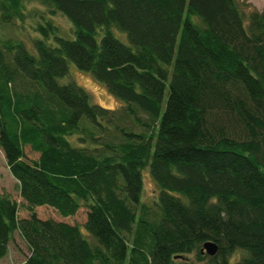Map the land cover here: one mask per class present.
I'll return each instance as SVG.
<instances>
[{"label": "trees", "instance_id": "1", "mask_svg": "<svg viewBox=\"0 0 264 264\" xmlns=\"http://www.w3.org/2000/svg\"><path fill=\"white\" fill-rule=\"evenodd\" d=\"M32 1L0 0V27L16 29L0 35V147L21 198L0 193V259L19 233V264H264V8ZM59 14L73 38L49 19ZM27 23L43 35L34 52L16 37ZM71 63L122 106L60 84ZM42 206L63 217L85 207L86 232Z\"/></svg>", "mask_w": 264, "mask_h": 264}, {"label": "rangeland", "instance_id": "2", "mask_svg": "<svg viewBox=\"0 0 264 264\" xmlns=\"http://www.w3.org/2000/svg\"><path fill=\"white\" fill-rule=\"evenodd\" d=\"M250 1L258 6H260L264 2V0ZM31 4L34 6H38V2H36V0H33ZM49 19L52 20V22L58 27H60L62 36L67 38L74 37V26L67 17L59 14L57 16L50 17ZM12 28L13 27L11 26H7L6 28L0 27V35L14 34L16 29ZM20 31L21 34L18 33V35H16L17 40L24 42L27 48L31 52H34L33 41L36 39H43V35L35 29L33 23H27L24 28H20ZM117 34L116 36L122 42L129 44L128 37L124 33ZM48 42L52 45H55L54 37H51ZM69 82H75L80 87L89 92L92 103L110 107L114 110L120 108V106H122L121 104H123V101L108 92L105 84L99 82L92 74L81 71L72 63L69 65V74L64 78L59 79L60 84H68ZM26 151L29 157H38V153L32 151L30 147H27ZM143 180L144 190L142 200L147 203H152L158 195L159 190L155 180L150 173V168L148 166L143 169ZM3 191H8L12 195H14V197L18 198L19 200L21 199L18 192L17 180L8 169L4 151L0 147V193H2ZM37 211L39 216L42 218H54L57 220H64L69 223L80 224L79 226L81 227V229L86 232L84 223L87 219V209L85 207H82L76 215L68 217L59 215L55 209L48 206L38 207ZM20 213L21 216L27 214V212L24 210H21ZM28 254L29 250L26 242L22 239L19 233H16L15 240L10 245L8 255L5 258L0 259V264H19L25 260ZM239 256L240 253L238 252L234 255L235 258H239Z\"/></svg>", "mask_w": 264, "mask_h": 264}, {"label": "water", "instance_id": "3", "mask_svg": "<svg viewBox=\"0 0 264 264\" xmlns=\"http://www.w3.org/2000/svg\"><path fill=\"white\" fill-rule=\"evenodd\" d=\"M218 246L214 242H206L203 246V251L207 252L210 255L216 254Z\"/></svg>", "mask_w": 264, "mask_h": 264}, {"label": "crops", "instance_id": "4", "mask_svg": "<svg viewBox=\"0 0 264 264\" xmlns=\"http://www.w3.org/2000/svg\"><path fill=\"white\" fill-rule=\"evenodd\" d=\"M249 2L250 3H252L250 0H249ZM253 4V3H252ZM258 10H262L263 8H264V2L260 5V6H258V5H256V4H253Z\"/></svg>", "mask_w": 264, "mask_h": 264}]
</instances>
